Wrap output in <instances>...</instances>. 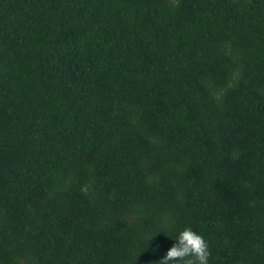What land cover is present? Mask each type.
<instances>
[{"label":"trees","instance_id":"obj_1","mask_svg":"<svg viewBox=\"0 0 264 264\" xmlns=\"http://www.w3.org/2000/svg\"><path fill=\"white\" fill-rule=\"evenodd\" d=\"M264 264V0H0V264Z\"/></svg>","mask_w":264,"mask_h":264},{"label":"clouds","instance_id":"obj_2","mask_svg":"<svg viewBox=\"0 0 264 264\" xmlns=\"http://www.w3.org/2000/svg\"><path fill=\"white\" fill-rule=\"evenodd\" d=\"M210 255L204 238L191 228H185L158 264H208Z\"/></svg>","mask_w":264,"mask_h":264}]
</instances>
